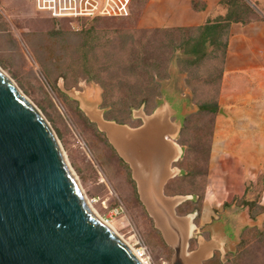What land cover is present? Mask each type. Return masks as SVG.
<instances>
[{
  "label": "rangeland",
  "instance_id": "374dc122",
  "mask_svg": "<svg viewBox=\"0 0 264 264\" xmlns=\"http://www.w3.org/2000/svg\"><path fill=\"white\" fill-rule=\"evenodd\" d=\"M148 2L149 0H133L130 15L126 18L76 20L52 19L47 13L36 11L33 0H0V68L13 79L21 92L35 104L54 129L84 195L99 217L112 226L134 250L143 251V258L147 264H174L176 262L174 248L167 243L153 219L144 212L135 199L125 169L120 166L103 139L85 121L87 119L89 123L92 122L89 116L82 110L80 114L73 112L58 97L53 87L55 85L60 91L76 99L80 105L81 101L83 105V101L98 100L101 106L103 89L98 83L87 82L79 77L77 83L70 82L69 88H65L64 79L59 76L60 71L56 67H63L77 57L76 46L90 28L98 30L114 27L146 28L157 23L159 18H163V6L148 8ZM59 53L63 56V64L58 62L57 65L54 60ZM45 65L51 69L50 78L45 76L43 68ZM173 69L179 70L177 66ZM218 73V64L206 62L199 69L192 86L186 82L188 78L186 72H178L176 76V85L190 90V101L194 104L191 112L185 117L177 138L184 152L182 158L174 164L177 174L170 187L171 194L178 199L186 197L179 206V210L184 212L181 215L194 214L195 232L191 231L192 237L185 252L190 251L189 247L191 250L195 249L199 236L208 239L209 231L204 230L207 227L201 228L199 224L202 217L209 218L208 214L210 212L213 214L218 208L228 209L236 201L239 210L241 207L248 208L254 214L262 215L264 219V170H262L264 165L260 167L262 171L253 172L258 169L253 166L248 168L250 171L246 173L244 162L249 164V159L234 160L226 156V152L221 151L223 148L227 150L228 142L224 138L229 134V130L234 129L228 124L229 105L233 98L229 97L228 93L221 98L220 89L219 109L213 123L211 124L209 116L199 114L192 120L194 130L185 128L186 118L199 111L195 100H205L213 96L214 86L204 82L207 75L212 74L211 78L214 79ZM256 105L259 104L256 102ZM94 110L99 111L96 104ZM148 111L149 109L144 107L134 109L132 122L136 123L138 119H142L145 114H149ZM252 112L255 116H264V108H257ZM211 127L213 135L208 143L206 175H191L192 167L179 163L185 161L189 144L198 145V141L193 139L194 133L202 134ZM248 128L252 134L257 133L259 129L258 126ZM217 129H221V136L217 135ZM219 138L221 150L216 156L213 154V146L215 139ZM188 161L190 165L198 168L205 166L204 161L197 163L193 155ZM248 203H252L251 210ZM259 229H264V220ZM237 246L224 255L221 253V261L226 262L227 253L235 252Z\"/></svg>",
  "mask_w": 264,
  "mask_h": 264
},
{
  "label": "water",
  "instance_id": "95a60500",
  "mask_svg": "<svg viewBox=\"0 0 264 264\" xmlns=\"http://www.w3.org/2000/svg\"><path fill=\"white\" fill-rule=\"evenodd\" d=\"M163 97L164 93L157 108L142 117L138 128L143 127L145 118L156 112ZM79 107L87 114L80 104ZM87 116L105 132L90 115ZM117 125L132 131L127 124ZM106 135L129 164L147 214L174 248V264H188L185 249L192 237L194 214L178 215L176 212V207L186 197L166 196L163 184L141 190L131 164ZM172 147L173 154L181 151L173 159L177 162L184 149L176 141L172 142ZM171 174L172 178L177 174L174 166ZM0 264H143L128 243L88 205L54 129L1 69Z\"/></svg>",
  "mask_w": 264,
  "mask_h": 264
},
{
  "label": "trees",
  "instance_id": "16d2710c",
  "mask_svg": "<svg viewBox=\"0 0 264 264\" xmlns=\"http://www.w3.org/2000/svg\"><path fill=\"white\" fill-rule=\"evenodd\" d=\"M221 6L227 9L225 15L219 14L214 18H209L199 26L114 27L108 30L90 28L83 34L76 46L77 57L63 67H56L60 71L59 76L64 79L65 88H69L70 82L77 83L79 77L98 83L103 89L104 118L118 124L129 126L132 124L138 127L142 124V120L138 119L136 123H133L132 111L144 107L148 108V112L151 114L157 108L163 96L161 81L169 77L172 64H175L180 72L188 74L186 82L191 86L199 69L206 62L213 65L218 64V75L213 79L211 78L212 74H208L204 80L205 84L214 86L213 96L205 100H195L199 111L186 118L185 128L194 130L195 125L192 120L199 114L209 116L212 124L219 109L218 95L224 75L231 25L233 23L248 24L258 19L264 20L258 9L248 0H223ZM193 7L198 9L203 8L204 5H201L198 0H193ZM262 12L264 14V11ZM62 59L63 56L59 53L54 62L57 65L58 62L63 64ZM43 68L45 76L50 78L51 69L46 65ZM53 87L67 107L75 113H82L77 100L60 91L55 85ZM193 94H195L194 90ZM108 107H110L109 110ZM85 121L103 139L116 156L120 166L125 169L133 195L146 212L139 201L136 183L127 163L118 156L96 124L89 123L87 119ZM212 135V127L202 134L194 133L193 139L198 141V145L189 144L185 161L179 163L186 167H192L191 175H206L209 155L208 143H210ZM192 155L197 163L204 161L205 166L198 168L195 165H190L188 160ZM173 183L172 179L165 187L168 195H174L170 190ZM251 204H247L250 206V210ZM179 208L178 214L184 213ZM249 212L251 218H255L256 214ZM204 264H264V229H259L256 226L246 227L236 251L228 254L226 262L221 261L220 255L217 253L213 258L206 260Z\"/></svg>",
  "mask_w": 264,
  "mask_h": 264
},
{
  "label": "crops",
  "instance_id": "0c3cea01",
  "mask_svg": "<svg viewBox=\"0 0 264 264\" xmlns=\"http://www.w3.org/2000/svg\"><path fill=\"white\" fill-rule=\"evenodd\" d=\"M198 1L204 5L203 8L195 9L193 0H149L148 8L163 6V18L146 28L199 26L209 18L227 13V9L221 6L223 0ZM248 1L263 14L264 0ZM176 76V70L172 69L170 77L162 83L164 97L161 105L152 116L144 119L142 128L130 126L132 131L105 121L102 110H94V104L99 107L98 100L83 101V105L81 101L82 108L108 134L123 157L129 161L141 190L154 186L158 188L163 184L166 196L169 195L165 193V186L173 179L171 169L176 162L173 159L181 153L178 150L173 154L172 142L176 141L181 148L177 142L182 129L181 122L194 106L190 101V90L178 87ZM226 93L233 98L229 105L228 124L234 129L229 130L224 138L228 142L227 150H221L220 138L215 139L213 154L217 156L221 150L234 160L249 159V164L244 162V171L249 173L248 168L253 166L258 168L253 172L260 171L261 165H264V128L260 127L264 126V116H255L252 111L264 108V20L231 25L221 98ZM256 102L259 105L255 106ZM250 126H258V132H249ZM221 134V129H217V135ZM208 215L209 218L202 217L199 224L201 228L207 227L204 230L209 231L208 239L205 236L197 238V247L188 252V264H204L216 250L223 255L233 250L240 241L244 227H261L264 220L262 215H258L256 219L250 218L247 210H239L236 203L231 204L228 209L218 208ZM192 223L194 224V220ZM192 230L195 232V229Z\"/></svg>",
  "mask_w": 264,
  "mask_h": 264
},
{
  "label": "built area",
  "instance_id": "2783aa9c",
  "mask_svg": "<svg viewBox=\"0 0 264 264\" xmlns=\"http://www.w3.org/2000/svg\"><path fill=\"white\" fill-rule=\"evenodd\" d=\"M133 0H33L38 12L55 19H93L127 17ZM139 256V255H138ZM141 256L144 257L143 251Z\"/></svg>",
  "mask_w": 264,
  "mask_h": 264
},
{
  "label": "flooded vegetation",
  "instance_id": "af4514ba",
  "mask_svg": "<svg viewBox=\"0 0 264 264\" xmlns=\"http://www.w3.org/2000/svg\"><path fill=\"white\" fill-rule=\"evenodd\" d=\"M176 67V65L175 64H172L171 65V67H170V75H171V71H172V69L173 68H175ZM180 73V71L178 70V71H176V73ZM170 75H169V77H170ZM168 77V78H169ZM167 78V79H168ZM86 80V79H85ZM87 82H89V81H87ZM103 94V93H102ZM103 107H104V105H103V100H102V104H101V106L99 105V109L100 110H102V112H103V117H104V110H103ZM149 113V112H148ZM105 119V118H104ZM106 120V119H105ZM94 123V122H93ZM118 124V123H117ZM97 126V125H96ZM130 126L131 127H136V125L134 126V125H132V124H130ZM98 128V127H97ZM104 133V135H105V137H106V139H107V141L109 142V144L114 148V146L111 144V142L109 141V139H108V137H107V135H106V133L105 132H103ZM115 149V148H114ZM115 151H116V153L118 154V156L125 162V163H127L120 155H119V153L117 152V150L115 149ZM127 165L129 166V164L127 163ZM129 168H130V166H129ZM130 172H131V169H130ZM136 183V182H135ZM167 185V184H166ZM166 187V186H165ZM165 193H166V191H165ZM167 194V193H166ZM168 195V194H167ZM139 197V196H138ZM139 201H140V199H139ZM141 202V201H140ZM234 203H236V201L234 202ZM142 204V203H141ZM236 205L239 207V205L236 203ZM231 206V205H230ZM241 209L242 210H244V209H246L247 210V212H248V214H249V217L251 218V216H250V212H249V209L248 208H242L241 207ZM177 211H178V208H177ZM178 213V212H177ZM182 214V213H181ZM181 214H179V215H181ZM184 215V214H183ZM258 215H260V214H258ZM258 215H256L255 216V218H252V219H256V217L258 216ZM246 227H249V226H246ZM246 227H244V229L246 228ZM251 227V226H250ZM257 228H259L258 226H256ZM243 229V230H244ZM243 230H242V233H243ZM242 235V234H241ZM241 239V238H240ZM237 246V245H236ZM197 246H195V248H196ZM189 250L191 251V248L189 247ZM228 252V251H227ZM221 254V252L220 251H218V250H216V251H214V253H213V256L211 257V258H213L214 256H215V254ZM230 253V252H229ZM229 253H227V255L229 254ZM232 253V252H231ZM210 258V259H211ZM204 263H205V261H204Z\"/></svg>",
  "mask_w": 264,
  "mask_h": 264
},
{
  "label": "bare ground",
  "instance_id": "6f19581e",
  "mask_svg": "<svg viewBox=\"0 0 264 264\" xmlns=\"http://www.w3.org/2000/svg\"><path fill=\"white\" fill-rule=\"evenodd\" d=\"M1 69V68H0ZM2 70V69H1ZM3 71V70H2ZM7 74V73H6ZM85 198H86V196H85ZM86 201H87V203H88V205L94 210V208H93V205L91 204V202L86 198ZM94 212H95V210H94ZM101 218V217H100ZM101 220H103L102 218H101ZM104 222H106L105 220H103ZM106 224L113 230V231H115V229L112 227V226H110L107 222H106ZM116 232V231H115ZM131 247V246H130ZM132 249H133V247H131ZM134 250V249H133ZM138 255H139V257H140V259L142 260V262H143V264H147V262H146V260H145V258H143L142 256H141V253H139V252H141V251H139V252H137L136 250H134Z\"/></svg>",
  "mask_w": 264,
  "mask_h": 264
}]
</instances>
